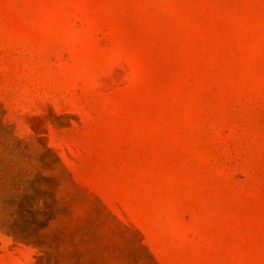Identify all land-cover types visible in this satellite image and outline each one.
Here are the masks:
<instances>
[{"label": "rangeland", "instance_id": "rangeland-1", "mask_svg": "<svg viewBox=\"0 0 264 264\" xmlns=\"http://www.w3.org/2000/svg\"><path fill=\"white\" fill-rule=\"evenodd\" d=\"M0 264H264V0H0Z\"/></svg>", "mask_w": 264, "mask_h": 264}]
</instances>
